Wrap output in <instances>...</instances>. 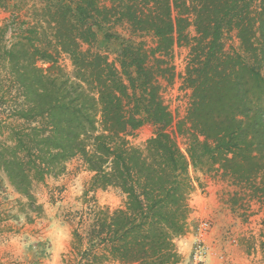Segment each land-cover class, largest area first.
I'll return each instance as SVG.
<instances>
[{
	"label": "trees",
	"instance_id": "1",
	"mask_svg": "<svg viewBox=\"0 0 264 264\" xmlns=\"http://www.w3.org/2000/svg\"><path fill=\"white\" fill-rule=\"evenodd\" d=\"M106 1L47 7L48 35L42 25L19 28L10 48H3L9 83L23 98L12 113L37 123L14 130L13 147H0L8 180L31 200L32 179L60 174L67 160L79 156L93 176L82 208L69 215L72 264H180L175 242L187 230L188 170H218L259 204L264 255V0ZM110 22L152 34L155 48L148 55L141 43L105 33L106 41L120 42L119 68L80 49L90 47ZM231 32L237 52L223 48ZM44 39L48 45L39 42ZM175 44L188 48L184 80L191 103L176 127L188 140L184 153L169 132L173 116L158 96L148 62ZM59 52L69 57L71 79L57 67ZM125 100L133 106L127 108ZM144 124L155 127L153 137L142 151L129 147L126 137ZM106 187L122 192L121 207L110 211L88 198L91 189Z\"/></svg>",
	"mask_w": 264,
	"mask_h": 264
},
{
	"label": "rangeland",
	"instance_id": "2",
	"mask_svg": "<svg viewBox=\"0 0 264 264\" xmlns=\"http://www.w3.org/2000/svg\"><path fill=\"white\" fill-rule=\"evenodd\" d=\"M70 2L0 0V30L4 31L0 39V147H13V131L25 129L31 123L18 119L12 113L20 108L23 98L17 86L9 83L11 77L2 58V50L10 48L15 41L13 32L19 28L26 30L28 26L42 25L48 35L50 29L46 23L50 16L45 12L46 8L68 6ZM98 2L99 5H108L106 0ZM107 32L125 42L141 43L148 55L156 46L152 34L134 33L125 22H110L103 31L97 32V39L90 47L81 44L80 49L85 51L89 48L93 53L104 55L119 68L117 53L120 42L115 39L106 41L104 34ZM187 33L193 36L194 29L188 28ZM39 42L48 45L50 41L44 39ZM222 43L226 52L239 51L235 32L226 34ZM56 60L63 78L71 79L73 68L69 57L59 52ZM148 62L155 75V84L159 87L158 96L173 116V127L169 132L184 153L188 140L176 133V127L184 121L191 103V90L184 80L188 48L175 44L167 54H156L155 59L149 56ZM37 66L48 67L42 62H38ZM123 80L127 83L125 78ZM125 102L130 103L127 108L133 106V100ZM37 121L42 124L40 118ZM33 124L37 123L30 125ZM155 131L150 124L132 131L126 137L129 147L144 150ZM63 167L60 174L31 180V200L10 183L0 167V264H72L75 255L70 247L72 224L69 215L82 208L83 194L89 191L93 174L79 156L67 160ZM188 176L192 189L188 197L190 213L187 230L175 242L182 258L180 264H194L193 255L198 248L204 255V264H264L260 246L263 215L256 200L250 199V191L232 185L218 170L189 168ZM88 198L110 211L121 207L125 201V196L115 187L91 189ZM203 223L208 224L207 231L200 229Z\"/></svg>",
	"mask_w": 264,
	"mask_h": 264
},
{
	"label": "built area",
	"instance_id": "3",
	"mask_svg": "<svg viewBox=\"0 0 264 264\" xmlns=\"http://www.w3.org/2000/svg\"><path fill=\"white\" fill-rule=\"evenodd\" d=\"M208 228H209V226L207 223H203L200 225V229L202 231H207ZM203 256L204 255L202 253V250L200 248H198L193 255L194 264H204V261L202 260Z\"/></svg>",
	"mask_w": 264,
	"mask_h": 264
}]
</instances>
